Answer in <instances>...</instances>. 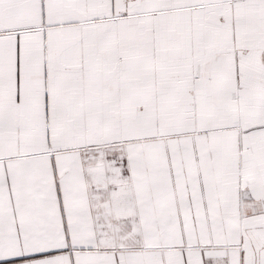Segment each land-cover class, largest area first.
<instances>
[{
  "label": "snow or ice",
  "instance_id": "snow-or-ice-1",
  "mask_svg": "<svg viewBox=\"0 0 264 264\" xmlns=\"http://www.w3.org/2000/svg\"><path fill=\"white\" fill-rule=\"evenodd\" d=\"M0 261L264 264V0H0Z\"/></svg>",
  "mask_w": 264,
  "mask_h": 264
},
{
  "label": "crops",
  "instance_id": "crops-1",
  "mask_svg": "<svg viewBox=\"0 0 264 264\" xmlns=\"http://www.w3.org/2000/svg\"><path fill=\"white\" fill-rule=\"evenodd\" d=\"M0 264H4V262L3 261H0Z\"/></svg>",
  "mask_w": 264,
  "mask_h": 264
}]
</instances>
